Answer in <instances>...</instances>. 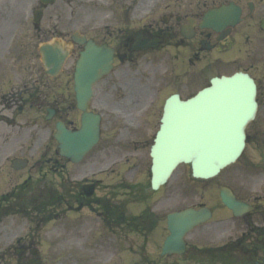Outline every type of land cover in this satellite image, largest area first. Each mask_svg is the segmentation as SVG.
Masks as SVG:
<instances>
[{
    "label": "flooded vegetation",
    "instance_id": "flooded-vegetation-1",
    "mask_svg": "<svg viewBox=\"0 0 264 264\" xmlns=\"http://www.w3.org/2000/svg\"><path fill=\"white\" fill-rule=\"evenodd\" d=\"M34 13L41 15L38 26ZM70 31L114 48L104 95L110 111L126 112L120 122H140L154 100L160 106L158 95L166 90H171L169 96H191L197 83L206 81L207 86L212 77L237 72L254 79L259 111L264 108V0H0V41H7L0 59L17 62L10 54L13 41L25 39L18 46L31 56L32 35L71 42ZM145 41L154 47L141 49ZM83 49L74 44L72 55L78 57ZM148 65L156 78L165 74L174 86H145ZM28 93L26 87H0V109L11 115L23 112L31 100ZM54 107L60 121L79 128ZM259 120L250 143L264 157ZM31 128L16 118L0 120V264L264 263L263 187L232 188L237 199L253 207L235 217L217 193L226 185L168 183L153 190L150 183L129 180L130 166L122 168L124 173L114 166L97 171L89 159L94 151L75 163L56 147L33 150L37 138L26 140L29 133L33 137ZM33 128L49 133L36 122ZM15 140L19 142L12 147ZM128 144L133 145L126 156L130 160L150 143ZM100 150L106 153L109 146ZM141 169L135 168L136 175ZM176 197L183 205L163 206ZM190 207H208L212 218L184 236L182 245L165 250L168 215Z\"/></svg>",
    "mask_w": 264,
    "mask_h": 264
},
{
    "label": "water",
    "instance_id": "water-1",
    "mask_svg": "<svg viewBox=\"0 0 264 264\" xmlns=\"http://www.w3.org/2000/svg\"><path fill=\"white\" fill-rule=\"evenodd\" d=\"M47 74L56 76L67 55L56 45L40 48ZM112 51L89 42L76 65L75 92L78 108L83 111L82 127L71 132L62 123L55 135L65 156L80 161L99 141L100 116L86 112L93 85L112 68ZM256 86L245 74L214 78L211 87L185 102L172 96L166 102L162 125L152 147V184L154 188L167 182L180 164H191L193 178L208 180L233 164L245 147L247 124L257 111ZM52 118V114L48 119ZM226 205L236 210L237 204L223 194ZM203 212L172 215L170 229L180 235L190 229ZM177 222L178 225H174ZM184 227L179 230V227Z\"/></svg>",
    "mask_w": 264,
    "mask_h": 264
},
{
    "label": "rangeland",
    "instance_id": "rangeland-1",
    "mask_svg": "<svg viewBox=\"0 0 264 264\" xmlns=\"http://www.w3.org/2000/svg\"><path fill=\"white\" fill-rule=\"evenodd\" d=\"M18 17L19 15H12L11 18L15 19ZM70 32L73 33V31ZM32 36L33 38L29 45L31 49V56H25L23 47L20 48L18 46V44L20 43L24 44V39L22 42H16V44L15 41H13V46L11 48L10 54H13V56L17 59V62L14 63L10 62L9 60L0 59V87L13 86L17 89L26 87L27 93L29 92L27 94V97H29L30 94H33V100L31 99L29 102L32 104V107L29 108V105L25 106V110L23 112L16 113L15 117H13L14 114L11 115L8 111L0 109V120L3 119V121H5V119L7 118H16L18 122H28V127H32L31 130H33V137H28L30 134L29 133L26 140H35L37 138L36 144H34V141L32 142L33 150H44L45 147L48 146L54 149L56 146V142L53 139L55 125L54 122L47 124V121L45 120V116L47 114L45 105L47 107L48 104L54 102V100H52V97L54 96V93L56 91L59 92L60 90L63 91V96L65 100L67 99V103L73 104V102H75L73 90V73L76 57L72 56V58L69 59L60 76L54 79H50L45 74L41 57L38 52V47L40 46V44L48 41V39L43 37L37 39L34 35ZM52 38H54V36ZM52 38L49 41H51ZM3 44H7V41H0V55L4 50ZM20 57L21 60H19ZM152 71L153 69L150 65H148V68H146V73H150ZM160 77V80H158L159 77H157V79L155 78L154 84L152 86H174L172 81L167 76H165V74L161 75ZM192 82L193 84L196 83L195 81ZM168 83H170L171 85H169ZM203 83H205V81H202L201 84L197 83V85H194L193 89L190 92L199 90L203 86ZM108 86L109 83L106 84V82H102L95 88V96L92 101V107L95 108L98 112L103 113L104 116L102 124L103 142L101 143V147H99V149L95 151L89 159H92L94 161L97 171L102 169L103 167L111 165V162L112 164L117 162V164L113 166L118 167V170L121 172H123L122 168L130 166L134 173H128L129 180H133L134 182H148L150 175L148 174L147 169L151 162L148 155V150H146V152H142V154L138 153L135 157L127 160L126 156H131L130 150H133V145L128 144V142L131 141L137 142L139 144H145V141L148 140L150 143L160 124V107L158 104L153 105L155 101L154 100L152 104L153 106H150L151 110L148 113L144 112L139 117L141 118L140 122H120L122 117L126 116V112L120 111L118 109H113L114 111H110L112 108L107 107L105 103L107 96L104 95V92ZM165 93L167 94L163 95L162 97L158 95V98L162 99V102L168 96L169 91H165ZM189 94L190 93H186L184 95L188 97ZM258 117L260 119L258 122H264V108L259 113ZM79 119V113L74 109L73 115L70 116L69 120L74 121V124H76ZM35 122L38 124V129L39 127L44 126L49 130V133H36V129L33 128V124ZM263 122L261 123L262 126H264ZM127 126H130L132 129L128 131ZM252 127L253 126L248 127V136L250 135ZM18 129L19 127H16L14 130L18 131ZM18 142L19 140H15L12 144V147H15ZM105 146H109L110 151L106 155L104 153H100V149ZM260 156L261 154L257 152L254 145L248 143L242 159L233 167H229L225 171H223L219 177L211 180L209 182V185L212 184L211 186H213V188H216L217 186L215 185L230 184L234 188L238 187V189H240L241 191L245 190V188L248 187L249 188L247 190L251 189L254 186V183H251V177L257 172L255 170H250L247 165L251 162L258 163L260 161ZM137 166H142V169L136 175L138 170H135V168ZM189 174V168L181 166L170 179L169 184H172L174 186L177 185L178 187L179 185L182 186L187 182H190L188 178ZM260 178H262V180H258L259 178H256L257 183L255 185L257 190H259L260 187L264 188V176ZM250 183L251 185L249 186ZM183 191L184 190H182V192ZM183 203L184 202H182L181 198L176 197L173 202L165 203L163 206L167 205V209H171L173 207L178 208L183 205Z\"/></svg>",
    "mask_w": 264,
    "mask_h": 264
}]
</instances>
